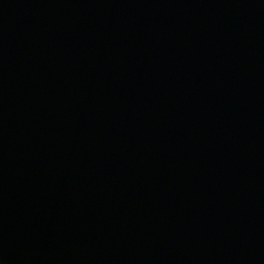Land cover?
Listing matches in <instances>:
<instances>
[{
    "label": "water",
    "instance_id": "1",
    "mask_svg": "<svg viewBox=\"0 0 264 264\" xmlns=\"http://www.w3.org/2000/svg\"><path fill=\"white\" fill-rule=\"evenodd\" d=\"M0 264H264V0H0Z\"/></svg>",
    "mask_w": 264,
    "mask_h": 264
}]
</instances>
